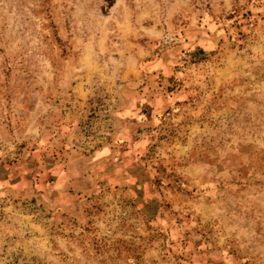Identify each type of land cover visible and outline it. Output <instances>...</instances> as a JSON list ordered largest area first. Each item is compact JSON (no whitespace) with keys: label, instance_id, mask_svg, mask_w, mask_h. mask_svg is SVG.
I'll list each match as a JSON object with an SVG mask.
<instances>
[{"label":"rangeland","instance_id":"rangeland-1","mask_svg":"<svg viewBox=\"0 0 264 264\" xmlns=\"http://www.w3.org/2000/svg\"><path fill=\"white\" fill-rule=\"evenodd\" d=\"M0 264H264V0H0Z\"/></svg>","mask_w":264,"mask_h":264}]
</instances>
